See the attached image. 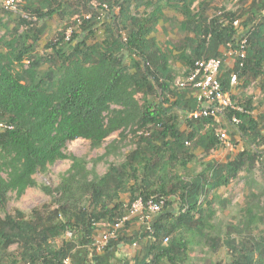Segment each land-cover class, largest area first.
Returning <instances> with one entry per match:
<instances>
[{"label": "trees", "instance_id": "obj_1", "mask_svg": "<svg viewBox=\"0 0 264 264\" xmlns=\"http://www.w3.org/2000/svg\"><path fill=\"white\" fill-rule=\"evenodd\" d=\"M107 1L118 7V13L110 16L123 24L124 47L138 57L141 67L137 64L125 66L121 55L115 54L110 47L100 56H94L86 45L87 36L81 35L90 29L91 18L82 20L79 34L71 32L68 37L66 29L59 32L58 38L47 45L52 51L47 60L29 56L32 44L39 40L41 29L25 19H21L25 25L22 33H16L9 40L0 39V199L8 193L19 197L35 187L34 175L45 171L48 165L58 160L71 162L55 189L59 199L54 214L55 218L58 215H68L69 218L57 224H45L33 216L25 220L5 218L0 223V264H63L67 250L63 246L51 247L50 243L66 231H78L80 246L91 247L96 223L105 221L115 226L122 220V204H112V193H117L130 181L129 205L140 200L144 210L149 204L160 207L159 217L148 228L150 240L134 257V264H185L189 247L217 249L219 233L202 216L201 205V199L207 197L217 177H221L217 184L225 186L244 167L246 194L250 198L256 197L249 187L257 184L249 175L257 154L243 152L240 156L246 158V163L235 160L221 165L213 170L212 178L198 174L188 181L176 178L173 182L174 177L166 178L164 168L157 171L150 168L154 158L163 160L165 166L170 167L182 157L180 165L185 166L192 158L187 147L198 145L195 141L196 124L213 120L211 116L188 118L186 123L190 132L185 136L178 129L172 111L187 109L190 113L199 103L189 106L186 94L175 95L170 91L171 68L158 41L161 33L156 15L159 5L189 18L190 7L196 0ZM38 2L50 8L42 12L43 9L37 7L32 11L42 21L59 13L56 9L59 0ZM238 2L239 15L229 12L223 20L201 15V21H190V27L201 43L194 49V58L184 54L179 56L180 63L188 67L186 77L189 78L195 74L198 63L220 59L221 48L235 54L231 69L223 70L220 66L217 82L222 93L229 89L231 75H235L245 88L260 76L264 66V14L260 13L264 2L260 8L255 0ZM145 4L153 6V14L135 16L130 13L132 5L140 7ZM245 6L247 9L244 10L242 7ZM243 16L249 23L244 24L245 31L238 36L235 23ZM94 31L90 30L89 34L93 35ZM74 40L75 44L71 45ZM27 58V67L19 73H12L11 65ZM199 76L196 75L193 82L195 87ZM142 81H148L159 98L167 93L174 100L170 102L169 98H161L164 109L154 103L141 107L135 95L142 88ZM239 105L243 112L226 109L227 118L230 122L233 117L237 118L240 133L252 136L259 141L258 145L264 147V128L249 114V107ZM145 123L153 124L145 144L102 176H98L93 168L87 170L84 159L64 152L66 144L76 139L87 140L92 148H99L113 133H122ZM217 143L216 136L211 134L204 148H213ZM109 150L110 147L106 148L99 160L107 157ZM167 155L170 159L165 161ZM222 172L227 173L228 178H222ZM142 174L155 180L153 188L142 187ZM43 190L50 193L46 188ZM171 197L176 198L169 200ZM172 204L176 205V213L166 211ZM121 241L109 240L104 249H117ZM252 242L243 244L233 264H257L248 258L249 252H256V257L264 258L261 243ZM13 245H18L20 250L10 255L9 248Z\"/></svg>", "mask_w": 264, "mask_h": 264}, {"label": "rangeland", "instance_id": "obj_2", "mask_svg": "<svg viewBox=\"0 0 264 264\" xmlns=\"http://www.w3.org/2000/svg\"><path fill=\"white\" fill-rule=\"evenodd\" d=\"M5 0H0V39L9 40L16 33H22L25 25L21 19L33 23L40 27L41 33L39 40L32 44V51L29 56H37L47 60L52 51L47 47L58 38L59 32L66 29V36L70 37L71 32L80 33V24L82 20L91 18V27L86 32L81 33L87 36L85 39L87 47L94 56H100L108 47L112 48L117 55H121L123 64L131 66L137 64L141 67L138 57L124 47L125 31L120 21L112 20L110 14H117L118 7L111 1L101 0H59L56 9L59 13L42 21L32 11L40 7L44 12L50 9L38 0H21L12 8L4 5ZM147 1V0H144ZM258 2V8L261 7L264 0H255ZM261 2V3H260ZM24 8H27L25 10ZM157 17L160 21L161 33L158 36L159 46L163 55L167 59V64L171 68L168 80L169 89L172 94H186V100L189 106L196 102H201L203 106L210 105L205 98L202 89H197L194 85L193 74L188 78L186 73L188 67L183 66L179 61V56L184 54L194 58V49L201 43V39L193 33L191 26L192 20L201 21V15L208 19L217 17L225 19L229 12L239 15L240 4L238 0H196L190 7L189 18L182 16L179 12L159 5ZM244 10L247 6L242 7ZM153 6L132 5L130 13L135 16L153 14ZM203 13V14H202ZM264 14V9L261 10ZM203 21V20H202ZM194 22V21H193ZM249 23L246 16L241 17L235 23L238 36L245 31L244 24ZM94 31L93 35L89 31ZM31 42V41H29ZM74 40L71 45H74ZM113 44V45H112ZM221 65L223 70L231 69L235 59V54L228 53V50L221 48ZM28 65V58L21 63L11 65L12 73L16 74L25 69ZM154 69V68H153ZM196 73V72H195ZM200 77V76H199ZM234 107H240L239 104L249 107V114L255 119L261 128H264V66L260 76L248 87L242 88L237 80L232 83L226 93ZM162 99L169 98L170 102L174 100L169 94H162ZM135 98L141 107L146 104L154 103L161 108H165L162 99L158 97L150 87L148 81H142ZM249 103V106L246 105ZM172 115L176 118L178 129L184 136L190 132L186 120L189 118L187 109H174ZM153 124L145 123L127 129L122 133L116 132L110 135L99 148H92L89 141L76 139L66 144L64 152L67 155H73L82 158L85 161L87 170L94 169L98 176L104 175L109 168L123 163L127 157L134 151H138L145 144L147 135L152 131ZM195 132V141L197 146L189 145L187 152L192 156L191 160L185 165H180V161L175 162L173 166L166 167L163 160L154 158L150 163V168L155 171L160 167L166 170V178H173L175 182L180 180L188 181L198 174L212 178L213 170L219 169L221 165H226L232 161L240 160L246 163V158L240 154H257L258 158L249 175L257 185L249 187V191L256 197H249L246 180L244 179V167L237 171L235 177L229 179L225 186L217 184L213 180V186L206 198H202V216L219 233V242L217 249L212 250L207 246H194L188 248L189 258L185 264H233L236 254L243 248L245 242L256 240L264 247V147L258 145L259 141L252 136L242 135L237 128L236 123H232L227 118L225 110L216 114L210 123H197ZM213 134L218 143L210 149L204 148L205 141ZM110 147V154L99 160L105 153L106 148ZM167 155L165 161L169 160ZM71 162L69 160H58L48 165L45 171L37 172L34 175L35 187L27 189L24 194L17 197L14 193H8L0 199V223L7 217L16 220H25L35 217L45 224H57L64 222L69 217L57 216L59 195L55 189L61 183L62 178L69 170ZM222 178H228L227 173L222 172ZM5 177V175L3 174ZM143 179V188H153L154 179L148 175H140ZM131 181L117 193H112L113 203H121L123 210L122 220L115 226L105 221L96 223L94 230V239H102L110 231H115L117 238L114 241L122 239V252L116 253V249L106 251L94 249L92 246L84 248L80 246V235L78 231L63 232L61 236L55 238L50 246L54 248L62 247L67 250L68 264H130L132 258L137 252L150 240L147 236L149 226L159 217V212L151 213L143 207H132L129 198ZM46 188L50 193L43 190ZM137 194V193H136ZM171 197L169 200H174ZM165 200V199H164ZM166 211L176 213V205L172 204L166 208ZM77 226V224H76ZM20 247L13 245L9 248V254L13 255ZM129 254V255H128ZM248 258L257 264H264V258L256 257V252L247 253ZM85 258V259H84ZM112 262V263H111ZM162 264H169L163 262Z\"/></svg>", "mask_w": 264, "mask_h": 264}, {"label": "built area", "instance_id": "obj_3", "mask_svg": "<svg viewBox=\"0 0 264 264\" xmlns=\"http://www.w3.org/2000/svg\"><path fill=\"white\" fill-rule=\"evenodd\" d=\"M21 0H5L4 5L7 8H12L17 2ZM245 43V40L242 41V44ZM198 69L193 76V80L196 78V75L200 77L196 79V87L202 89L204 92L205 98L210 102V105L203 106L201 102H198L197 109L190 111L189 118L198 119V118H207V117H214L216 114L223 112L226 109L238 110L242 111L241 107H234L232 106L229 98L225 96L221 92L220 84L217 82V76L219 73V69L221 66L220 59H210L207 62H200L197 64ZM236 81L235 75H231L230 82L234 83ZM233 123H238L239 120L235 117L232 118ZM162 204V202H161ZM143 207L140 200L136 201V203L132 204V207ZM147 210L151 213L158 212L160 207L158 205L149 204ZM117 238V234L115 231H110L104 238L98 240L94 239L92 247L94 249H102L104 248L109 240H114ZM69 260L66 258L63 261V264H68Z\"/></svg>", "mask_w": 264, "mask_h": 264}, {"label": "crops", "instance_id": "obj_4", "mask_svg": "<svg viewBox=\"0 0 264 264\" xmlns=\"http://www.w3.org/2000/svg\"><path fill=\"white\" fill-rule=\"evenodd\" d=\"M230 54H232V53H230ZM231 84H232V83L230 82V85H231ZM145 245H146V244H145ZM145 245H144V246H145ZM116 250H117L116 253H118V252L121 253V252H122L121 244L118 245V247H117ZM140 250H141V249H140ZM140 250H139V251H140ZM139 251H138V252H139ZM138 252H137V253H138ZM128 255H129V254H128ZM136 255H137V254H136ZM134 257H135V256H134ZM134 257L132 258L133 260H132V262H130V264H134ZM84 259H85V258H84ZM111 263H112V262H111Z\"/></svg>", "mask_w": 264, "mask_h": 264}]
</instances>
